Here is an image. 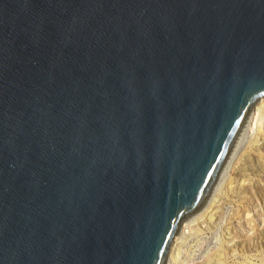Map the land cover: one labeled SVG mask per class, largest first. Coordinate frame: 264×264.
<instances>
[{"label": "water", "instance_id": "95a60500", "mask_svg": "<svg viewBox=\"0 0 264 264\" xmlns=\"http://www.w3.org/2000/svg\"><path fill=\"white\" fill-rule=\"evenodd\" d=\"M264 98V0H0V264H169Z\"/></svg>", "mask_w": 264, "mask_h": 264}, {"label": "rangeland", "instance_id": "374dc122", "mask_svg": "<svg viewBox=\"0 0 264 264\" xmlns=\"http://www.w3.org/2000/svg\"><path fill=\"white\" fill-rule=\"evenodd\" d=\"M249 138L229 165L220 195L216 194L203 212L212 211L214 221L201 218L183 236L181 263L208 264L219 247L235 237L231 248L236 243L242 247L239 255L228 256L225 264H264V132ZM231 179L234 185L229 192Z\"/></svg>", "mask_w": 264, "mask_h": 264}, {"label": "bare ground", "instance_id": "6f19581e", "mask_svg": "<svg viewBox=\"0 0 264 264\" xmlns=\"http://www.w3.org/2000/svg\"><path fill=\"white\" fill-rule=\"evenodd\" d=\"M263 132H264V98L261 99L259 104L255 107V115H254V119L252 121L251 129L249 130L248 134L245 136V138H244L243 142L241 143V145L247 139H250L249 137H251V135L256 134V133H257V135L258 134L261 135V134H263ZM248 145H249V143H248ZM234 159H235V157H234ZM233 160H232V162H233ZM223 177H222V179H223ZM222 179L219 182L218 186H216V188L214 189L213 194H212L207 206L211 205V203H213V200H214L213 198L216 196V194H219V192L221 191ZM222 185H223V183H222ZM233 185H234V181H233V179H231L229 181V184L227 185L229 187V192L233 190ZM211 199H213V200H211ZM207 206L205 207V209L207 208ZM205 209H204V211H205ZM203 212L201 214H199L195 219H193L188 224L183 223L182 231L178 235L177 239L174 242L169 264H172V263H174V264H183V263H181L183 236L188 231L193 229L196 226V224L200 222L201 218L206 217L208 219V222H210V223L214 221L215 214H212V211L209 212L207 215L203 214ZM248 216H249V214H248ZM216 220H217V218H216ZM235 241H236L235 237L225 241V244L223 246L219 247V250L216 252V254L212 258H209V263L208 264H225V260L227 259L228 256H230V255L238 256L239 255V249H240V247H242V245H239L238 243H236L235 245H232V248H231L230 244L232 242H235Z\"/></svg>", "mask_w": 264, "mask_h": 264}]
</instances>
